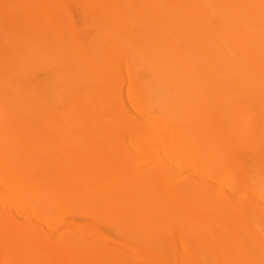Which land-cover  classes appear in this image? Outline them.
I'll return each instance as SVG.
<instances>
[{
  "label": "bare ground",
  "instance_id": "6f19581e",
  "mask_svg": "<svg viewBox=\"0 0 264 264\" xmlns=\"http://www.w3.org/2000/svg\"><path fill=\"white\" fill-rule=\"evenodd\" d=\"M0 46V264H264V0H0Z\"/></svg>",
  "mask_w": 264,
  "mask_h": 264
},
{
  "label": "rangeland",
  "instance_id": "374dc122",
  "mask_svg": "<svg viewBox=\"0 0 264 264\" xmlns=\"http://www.w3.org/2000/svg\"><path fill=\"white\" fill-rule=\"evenodd\" d=\"M50 1L57 2V0H50ZM75 13H76L77 19H79L80 22H82V19H85V17L82 15V13L80 11H76ZM21 33H22V35L24 37H30L31 36L30 37L31 39L34 40V38H35L36 41L38 40L36 38V36H35L36 32L33 29L30 30L29 28H27V26H25L23 28ZM0 49H1V46H0ZM102 53L103 52H100V54L98 53L97 56L99 57ZM51 70H52V68H48V67H40L39 68V71H41V73L49 72ZM12 156H14L13 158H16L17 153H13ZM11 165L14 168L15 164H14L13 160L11 162ZM80 221L82 222V220H80ZM27 222L31 223V222H33V220L27 221ZM102 225H103V227H102ZM106 225L107 224L105 222H102L101 220H99V222L94 223V227H96V229L99 231V233L91 235V237H95V241L100 244L99 248L95 251L97 256H101V255L107 254L108 252H110V253L112 252L111 251L112 249H110V247H106V246L102 245L101 242H100V240L108 242L109 238H103V236L102 237L100 236L101 228H105ZM66 227L67 228H69V227L74 228V226H58V227L56 226V228L53 227V229H56L57 232H60V231L64 230ZM164 228H166V227H164ZM162 230L163 229H161V232H162ZM87 234H90V233H87ZM122 240H125V237L123 235H122ZM148 243H150L153 251H155V250H157L159 248H166L168 246V241L165 238V234L164 235L162 234V236L159 239H156V237L148 239ZM25 262H27V261H25ZM50 264H57V261L56 260H52L50 262Z\"/></svg>",
  "mask_w": 264,
  "mask_h": 264
}]
</instances>
